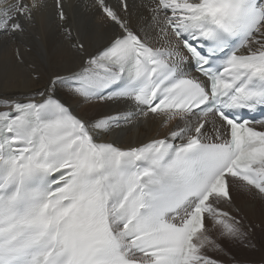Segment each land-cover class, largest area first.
<instances>
[{
	"label": "snow or ice",
	"instance_id": "6c2138e0",
	"mask_svg": "<svg viewBox=\"0 0 264 264\" xmlns=\"http://www.w3.org/2000/svg\"><path fill=\"white\" fill-rule=\"evenodd\" d=\"M95 2L120 30L110 44L55 75L39 101L3 102L0 264H219L207 255L221 250L213 232L247 234L218 205L233 187L264 196V130L237 112L264 106V0H149L143 36ZM43 6L0 0V33L23 34ZM56 8L65 21L62 0ZM186 58L204 81L183 72ZM67 81L85 99H127L136 111L85 122L49 94ZM150 116L182 126L127 149L93 135Z\"/></svg>",
	"mask_w": 264,
	"mask_h": 264
},
{
	"label": "bare ground",
	"instance_id": "6f19581e",
	"mask_svg": "<svg viewBox=\"0 0 264 264\" xmlns=\"http://www.w3.org/2000/svg\"><path fill=\"white\" fill-rule=\"evenodd\" d=\"M106 2L119 15L129 20V26L133 31L143 36L141 31L144 27L143 17L148 16L149 13L142 5L149 0H127L129 6L127 13L121 11L120 0H106ZM62 3L67 17L65 21L59 19L56 0H44V6L34 13L31 22L22 21L25 28L23 34L0 33V111L10 108L4 105V101H8L9 104L15 101H39L42 98L37 93L50 88V80L55 75L70 76L73 72L79 71L87 56L109 45L119 34L118 26L102 18L104 14L95 0H62ZM65 28L71 30V38L66 35ZM76 41L84 43L83 54L72 47ZM150 42L153 46H159L155 40ZM182 68L185 74L201 79L192 70L190 58L182 62ZM77 83L79 82L57 83L49 94L70 107L73 115L85 122L136 111L135 104L127 99L94 97L85 99L74 92V88L78 87ZM177 124L182 126V122L179 121H173L168 127H164L162 118L134 117L130 123L121 121L119 127L93 135L97 142H111L121 148H130L167 136ZM218 207L228 210L236 219L243 214L245 220L240 222L241 230L249 231L245 226V223L249 222L253 227V233L250 234L256 237L253 238L252 243L258 245L264 241V196L255 189L245 191L233 187L231 202H221ZM206 226L211 228V221L207 220ZM213 235H219V232L214 231ZM241 253L248 256V261L253 262L232 258L231 255L227 256L215 249L209 250L207 255L217 260L219 264H264L262 249L258 251V249L248 250L242 247ZM255 257L256 260L251 259Z\"/></svg>",
	"mask_w": 264,
	"mask_h": 264
},
{
	"label": "rangeland",
	"instance_id": "374dc122",
	"mask_svg": "<svg viewBox=\"0 0 264 264\" xmlns=\"http://www.w3.org/2000/svg\"><path fill=\"white\" fill-rule=\"evenodd\" d=\"M243 232H245L247 236L246 238L241 239V240H232L226 237H222L220 235H213V238L216 237L217 242H219V244L221 245V250L219 251L223 252L227 256L231 255L230 257L232 258L240 259V260L243 259V261L252 263L253 261L247 260L248 256H246L244 253H241L242 247L247 248L248 250H253V249H258V251H260V249L264 250V241L259 243L258 245H254V243H252L253 234L251 235L249 231H243ZM228 250H231V251H228ZM246 252H249V251L246 250ZM256 258L257 257L251 258V259L256 260Z\"/></svg>",
	"mask_w": 264,
	"mask_h": 264
}]
</instances>
